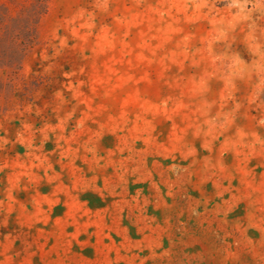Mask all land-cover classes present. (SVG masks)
I'll list each match as a JSON object with an SVG mask.
<instances>
[{"label": "rangeland", "instance_id": "obj_1", "mask_svg": "<svg viewBox=\"0 0 264 264\" xmlns=\"http://www.w3.org/2000/svg\"><path fill=\"white\" fill-rule=\"evenodd\" d=\"M0 264H264V0H0Z\"/></svg>", "mask_w": 264, "mask_h": 264}]
</instances>
